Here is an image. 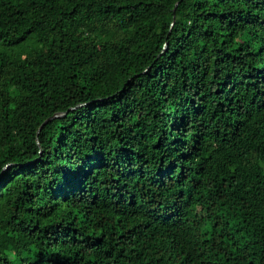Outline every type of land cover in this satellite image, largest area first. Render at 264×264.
Segmentation results:
<instances>
[{"label":"trees","instance_id":"1","mask_svg":"<svg viewBox=\"0 0 264 264\" xmlns=\"http://www.w3.org/2000/svg\"><path fill=\"white\" fill-rule=\"evenodd\" d=\"M0 264H264V0H0Z\"/></svg>","mask_w":264,"mask_h":264},{"label":"water","instance_id":"2","mask_svg":"<svg viewBox=\"0 0 264 264\" xmlns=\"http://www.w3.org/2000/svg\"><path fill=\"white\" fill-rule=\"evenodd\" d=\"M177 5H178V3H177ZM175 10H176V8H175ZM172 24H173V23H172ZM166 47H167V46H166ZM65 114H66V112H63V113H56V114H54V115L48 117V118L43 122V124L41 125L40 129H41L42 126H43L45 123H47L49 120H51V119H53V118H55V117L63 116V115H65ZM9 165H10V164H9ZM9 165H8V166H9Z\"/></svg>","mask_w":264,"mask_h":264}]
</instances>
